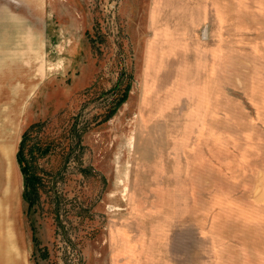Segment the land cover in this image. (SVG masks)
Here are the masks:
<instances>
[{"label":"rangeland","instance_id":"obj_1","mask_svg":"<svg viewBox=\"0 0 264 264\" xmlns=\"http://www.w3.org/2000/svg\"><path fill=\"white\" fill-rule=\"evenodd\" d=\"M228 3L0 0V199L25 264H264V8Z\"/></svg>","mask_w":264,"mask_h":264},{"label":"crops","instance_id":"obj_2","mask_svg":"<svg viewBox=\"0 0 264 264\" xmlns=\"http://www.w3.org/2000/svg\"><path fill=\"white\" fill-rule=\"evenodd\" d=\"M153 1V0H152ZM219 0H199V11L202 15L214 13ZM232 0H224V8L229 7ZM259 7L264 8V0H258ZM258 7V6H257ZM227 10L225 9V13ZM207 18H202L201 24H205ZM17 207L10 206L9 201L0 199V264H25L21 251L19 232L17 231ZM10 215L13 220L10 222Z\"/></svg>","mask_w":264,"mask_h":264},{"label":"trees","instance_id":"obj_3","mask_svg":"<svg viewBox=\"0 0 264 264\" xmlns=\"http://www.w3.org/2000/svg\"><path fill=\"white\" fill-rule=\"evenodd\" d=\"M37 125H39V123L31 124L24 131L17 154L20 168L23 174V183H24L23 197L28 203V209H30L36 203H38L40 199L39 188L43 184L41 180V176L37 171V165L35 163L32 164L28 159L25 158L26 141L29 138L30 130ZM32 231L34 233L33 240L37 244L39 241L35 237V228L33 226H32Z\"/></svg>","mask_w":264,"mask_h":264}]
</instances>
